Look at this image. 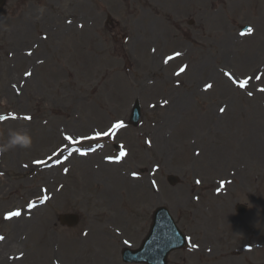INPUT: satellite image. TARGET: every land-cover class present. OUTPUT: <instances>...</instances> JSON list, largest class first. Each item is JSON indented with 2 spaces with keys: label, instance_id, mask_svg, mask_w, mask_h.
<instances>
[{
  "label": "rangeland",
  "instance_id": "rangeland-1",
  "mask_svg": "<svg viewBox=\"0 0 264 264\" xmlns=\"http://www.w3.org/2000/svg\"><path fill=\"white\" fill-rule=\"evenodd\" d=\"M107 15L115 22L113 29L104 24ZM243 25L255 33L244 48L237 38ZM262 38L261 0H6L0 12V116L5 117L0 144L9 130L28 133L32 143L0 155V191L8 192L6 204H15L17 195L25 197L24 203L39 198L40 204L24 210L26 203H21V220L0 225L9 246L4 257L24 251L30 254L24 264H121L117 250L122 239L137 244L151 210L160 204L189 236L206 239L204 226L194 225L195 217H204L195 213V205L200 200L213 214L215 206L228 205L225 193L213 196L209 190L216 187L215 180L231 177L225 170L231 171L232 163H249L241 155L255 126L247 107L264 101V92L252 88L241 94L227 79L241 82L255 73L264 51L249 61L244 49ZM209 42L226 44L220 56H210ZM200 49L212 57L203 71L194 62L201 58ZM207 83L212 86L204 89ZM225 83L237 101L224 109L222 118L214 117L210 111L226 103L218 93ZM256 84L264 86V70ZM172 90L188 94L191 102L181 109L177 103L159 106L158 100L168 99ZM135 99L141 119L133 127L127 123ZM119 121L127 126L111 129L106 140L114 139L99 154L115 158L113 144H118L120 154L126 153L119 166L92 156L68 158L75 152H70V139L109 131ZM260 121L264 135V118ZM258 140L264 144V137ZM260 152L264 155V145ZM218 153L226 160L220 172L211 169ZM45 166H52V176L43 172ZM262 167L254 172L261 173ZM171 174L180 178L178 185L167 183ZM194 180H201V187ZM262 185L264 180L258 187ZM2 204L0 200V211ZM68 212L80 215L73 229L57 221L58 214ZM227 238L234 244L238 234ZM180 255L171 256L169 264H182ZM212 261L190 256L186 264Z\"/></svg>",
  "mask_w": 264,
  "mask_h": 264
},
{
  "label": "clouds",
  "instance_id": "clouds-1",
  "mask_svg": "<svg viewBox=\"0 0 264 264\" xmlns=\"http://www.w3.org/2000/svg\"><path fill=\"white\" fill-rule=\"evenodd\" d=\"M32 139L28 133H22L15 130H9L8 139L5 143L0 144V155L14 148L27 149L31 146Z\"/></svg>",
  "mask_w": 264,
  "mask_h": 264
},
{
  "label": "bare ground",
  "instance_id": "bare-ground-1",
  "mask_svg": "<svg viewBox=\"0 0 264 264\" xmlns=\"http://www.w3.org/2000/svg\"><path fill=\"white\" fill-rule=\"evenodd\" d=\"M226 47V44L223 43L221 46H216V45H212L211 48L212 50H214V54H216L217 56H220V53L222 52V50H224ZM224 55V54H221V56ZM209 64V58H206V57H202L198 62H197V67L202 69H205L206 65ZM255 138H257V136L255 135ZM7 247V245H3L2 247V250L5 249ZM0 256H1V252H0ZM14 264H18L17 262L14 263Z\"/></svg>",
  "mask_w": 264,
  "mask_h": 264
},
{
  "label": "snow or ice",
  "instance_id": "snow-or-ice-1",
  "mask_svg": "<svg viewBox=\"0 0 264 264\" xmlns=\"http://www.w3.org/2000/svg\"><path fill=\"white\" fill-rule=\"evenodd\" d=\"M251 31H252V29H249V32H251ZM176 55H179V53H177ZM168 59H172V57H169ZM165 62H167V61H165ZM183 70L184 69H181V71H183ZM244 83H246V82H244ZM244 83L241 84V87L244 86ZM210 87H211V85H206V88H210ZM221 111L223 112L224 109H221ZM4 119H5V117L0 116V120H4ZM122 127H123V123L122 122H117V123L112 125V129H119V128H122ZM97 135L99 136L100 134L98 133ZM104 135H111V129L109 130L108 133H104ZM121 155L122 156L126 155V153L122 152ZM109 159H111V158H109ZM38 163H42V161H40ZM65 171H67V169H65ZM19 215H20V213H18V212L17 213H9L8 216H6L5 218L7 219V218H10L12 216H19ZM0 239H2V237H0Z\"/></svg>",
  "mask_w": 264,
  "mask_h": 264
}]
</instances>
